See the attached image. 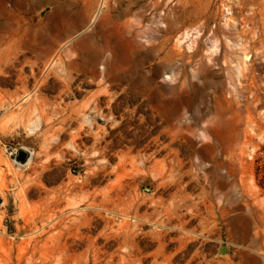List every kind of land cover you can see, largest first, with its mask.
I'll list each match as a JSON object with an SVG mask.
<instances>
[{"label":"rangeland","instance_id":"obj_1","mask_svg":"<svg viewBox=\"0 0 264 264\" xmlns=\"http://www.w3.org/2000/svg\"><path fill=\"white\" fill-rule=\"evenodd\" d=\"M0 264H264V0H0Z\"/></svg>","mask_w":264,"mask_h":264},{"label":"built area","instance_id":"obj_2","mask_svg":"<svg viewBox=\"0 0 264 264\" xmlns=\"http://www.w3.org/2000/svg\"><path fill=\"white\" fill-rule=\"evenodd\" d=\"M0 145L4 148V151H5L8 159L13 164H19V163H21L20 160L17 158L18 152L21 149L17 145L12 144V143H2V142H0Z\"/></svg>","mask_w":264,"mask_h":264},{"label":"water","instance_id":"obj_3","mask_svg":"<svg viewBox=\"0 0 264 264\" xmlns=\"http://www.w3.org/2000/svg\"><path fill=\"white\" fill-rule=\"evenodd\" d=\"M27 156V152L25 150H20L18 152V155H17V158L20 160V161H23Z\"/></svg>","mask_w":264,"mask_h":264},{"label":"bare ground","instance_id":"obj_4","mask_svg":"<svg viewBox=\"0 0 264 264\" xmlns=\"http://www.w3.org/2000/svg\"><path fill=\"white\" fill-rule=\"evenodd\" d=\"M17 165V164H16Z\"/></svg>","mask_w":264,"mask_h":264}]
</instances>
